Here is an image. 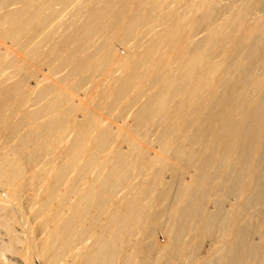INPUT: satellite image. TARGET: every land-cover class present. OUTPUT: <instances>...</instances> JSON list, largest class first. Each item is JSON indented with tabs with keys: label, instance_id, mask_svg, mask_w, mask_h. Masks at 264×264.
I'll return each instance as SVG.
<instances>
[{
	"label": "bare ground",
	"instance_id": "6f19581e",
	"mask_svg": "<svg viewBox=\"0 0 264 264\" xmlns=\"http://www.w3.org/2000/svg\"><path fill=\"white\" fill-rule=\"evenodd\" d=\"M21 1L16 0V3ZM6 2L7 0H0L1 5H8ZM197 2L72 0L68 3L67 0H28L22 7L5 13L0 19L1 30L6 25V34L17 42L16 45L35 47L45 43L41 60L47 64L51 76L48 83L41 81L36 83L35 87H29L21 72L5 74L6 72H2L6 68L1 67L0 186L5 189L6 194L3 199L0 192V210L6 209V213L9 207L19 205L24 191L35 184H39L41 190L40 194L37 191L38 194L33 193L34 189L38 188L35 186L32 193H27V200L35 204L32 216H37V222L33 225L26 217L21 216L22 214L18 216L19 214L7 212V216H0V264H36L35 260L40 264H147L146 261H150L151 257L152 264H182L177 259L180 255L177 250L183 248V230L186 229L188 221L190 222L189 217L194 214L193 203L198 194L193 189L195 185H189V182H185L186 179L183 182L176 178V184L170 181L175 187L173 197L171 196V199L176 201L174 206H177V203L181 206L178 217L176 219V214L174 217L168 214L170 218L167 223V241L164 244L157 243L156 239H151L156 243L150 241L144 244L147 237H152L153 234L147 230V218L148 215L151 218L153 216L149 211L155 206L151 205L157 199V187L165 186V183L162 170H157L154 175L148 172L149 166L154 162L161 163L162 157L155 156L154 159L147 160L148 162L144 161L143 157L140 159L142 153L147 151L143 149L144 144L138 140L143 136L142 133L145 134L143 128L157 124L164 126L160 134L157 132V136L166 155L175 158L174 156L182 154L184 147L181 145L175 148V142L192 144L190 146H195L197 152L206 155L204 162L208 164V168L209 160L224 166L230 155H241L247 143L245 138L242 140L241 137L246 135V132H252L254 141L261 139L262 126L257 134L258 130L251 129V123L255 120L259 125L264 121V74H253L248 66L250 70L246 68L247 73L251 71V75L247 76L251 77L248 79L240 75L238 71H241L246 57L230 60L229 53L232 52H229L230 47L226 45L229 36L244 34L243 37L247 41L257 33L256 29L259 27L255 24L264 27L262 18H250V15H253L251 12L264 6V0H245L246 4L236 2L229 7L230 13L223 14L225 16L220 18L217 15V18L212 17L216 12L213 5L207 6L204 8L203 17L212 20V23L206 30L209 33L203 38L198 37L200 22L196 23L197 19L195 22V16L206 2L202 5ZM56 5L59 7L55 8ZM70 8L73 9L72 13L64 17L63 12ZM257 10L259 11V8ZM142 23H145L146 27ZM140 26L145 29L148 26L149 30L144 32ZM260 32L258 38L256 37L259 41L264 36V30ZM118 40L125 41V45L129 42L128 52L124 56L118 54L116 49ZM243 40L238 41L239 49H244L246 45ZM263 40L264 37L261 41ZM251 47L253 48L252 45ZM7 50L8 53L12 52L10 48ZM251 51L244 52L248 55ZM6 59V63L14 69V57L10 55ZM252 64V70L255 71ZM92 77L98 79V82L90 86ZM77 79L78 83H75ZM79 83L84 84V87L88 86L83 87L86 89L85 96L83 95L85 98L95 88L104 94L112 92V99L110 95H106L107 98L103 96L101 102L110 101L108 103H115L114 106L121 102L125 106L124 110H127L126 116L132 117V132L139 138L120 136L124 135L125 127L117 126L114 130L105 123L109 127L100 129L99 115L84 109L85 98L79 96V99H75L69 95V91H65V88L78 89L76 85ZM28 89L38 93L36 98L32 97ZM248 117L252 119L247 120ZM116 129L120 131L119 135ZM208 134L210 142L207 141ZM121 137L125 139L122 142L126 143V150L122 147ZM235 140H238L237 144ZM2 141L6 142L5 145ZM249 144L247 143V147ZM143 150L145 151L142 152ZM45 154L50 158H46ZM190 159L186 162H190ZM256 160L257 158L252 162ZM199 165L201 166V163ZM74 169L73 176H70L69 171ZM137 171L142 173L138 174ZM176 171L173 175H176ZM135 172L138 175L132 177ZM201 173L199 172V176H202ZM190 183L196 182L194 180ZM234 183L241 185L242 182L237 180ZM250 183L245 185L247 193H250L249 189L253 187ZM170 187L168 189L172 190ZM166 193L169 192L165 191ZM258 197L250 195L246 202L250 203ZM157 200L159 202L160 198ZM160 203L162 204V200ZM17 210L20 212L19 208ZM233 210L236 212V209ZM210 212L207 211L208 214ZM218 212L207 214L208 224L201 225L207 227H204L205 233L214 234L213 227H217L219 231L220 224L223 226L220 230H226L224 222H219L220 209ZM194 215L196 217V214ZM239 215L241 217L242 214L239 212ZM191 218L194 220V217ZM197 218L201 220L202 216ZM245 218L242 216L239 219ZM232 219L235 220V226L229 224L233 228L231 237L228 242L224 241L227 243L224 247L221 246V253L215 258V264H245L251 259L255 260L254 264H264V248L254 247V235L251 237L252 228L254 229L252 222V225L247 222V225L252 227L248 228L246 223L243 225L247 220H240L241 224H238L236 217ZM177 222L178 226L180 224L178 231ZM191 224L190 222V228ZM198 228L200 227L197 226ZM37 232L41 234L39 237L36 236ZM162 232L163 236L165 233ZM163 237L165 238V235ZM158 238L160 240L159 235ZM251 238L254 240L253 246L250 245ZM244 243L248 244L247 251ZM183 253L181 252L184 256ZM185 255L189 256V259L186 258L184 264L187 260L194 261V256L186 253ZM198 259L196 261L199 262Z\"/></svg>",
	"mask_w": 264,
	"mask_h": 264
},
{
	"label": "rangeland",
	"instance_id": "374dc122",
	"mask_svg": "<svg viewBox=\"0 0 264 264\" xmlns=\"http://www.w3.org/2000/svg\"><path fill=\"white\" fill-rule=\"evenodd\" d=\"M6 1V0H5ZM28 1V0H27ZM27 1H21L20 3H16V0H7V2H8V5H1L0 4V19L5 15V13H7V12H10V11H12V10H14L15 8H18V7H20L21 5H24ZM68 1V3L69 2H71L70 0H67ZM198 1V2H197ZM201 1V2H200ZM208 1V2H207ZM6 2V3H7ZM195 2H197L199 5H202V4H204V2H206L205 4L206 5H204V7H201V8H199V9H201V10H198L197 12H196V16H195V22H196V19H197V22L196 23H199V35H198V37H200V38H203L206 34H208L209 33V31H206L207 29H208V27H209V25H210V23H212V20H207L206 18H205V16L203 17V15H204V12H205V9L204 8H206L207 6H212V7H214V9H215V13H214V15L212 16V17H215L216 15L220 18V17H222V16H225V15H228L229 13H230V9H229V7H231L232 5H234L236 2V4H241V3H243V4H246V2H245V0H238V1H235V0H195ZM232 2H234V3H232ZM216 3V4H215ZM173 5V4H172ZM22 7V6H21ZM59 7V5H56L55 6V8H58ZM261 7V6H260ZM260 7H258L259 8V11L257 10V9H255L256 11H254V12H251V13H253V15H250L251 17L250 18H262V20H264V13H262V12H264V6H262L261 8L263 9H260ZM203 8V9H202ZM71 9V8H70ZM67 9V10H65L64 12H63V14H64V17H68V15L69 14H71L72 13V11H73V9ZM183 10V9H182ZM226 11V12H225ZM66 13V14H65ZM259 13V14H258ZM223 14H225V15H223ZM255 14V15H254ZM259 15V16H258ZM262 15V16H261ZM217 16H216V18H217ZM252 16H254V17H252ZM200 17V18H199ZM205 19L208 21H205ZM211 21V22H210ZM142 24H144L143 26H145L146 27V24L145 23H142ZM198 25V24H197ZM142 26V27H143ZM255 26H257V28L258 29H256L257 30V33L256 34H253L252 36H251V38H249L247 41H245V38L243 37L244 36V34H237V36H239V38L235 35V36H233V37H231V36H229L228 38H227V42H226V45L228 46V47H230V49H229V52H232L231 54L229 53V58H230V60H234V59H243L244 57H246L247 58V61H246V58L243 60V64H242V66H241V68H240V70L242 71H238L239 72V74L240 75H243V77H246V78H250L249 77V75L247 76V74H250L251 75V73H249V72H251L252 71V73L253 74H255V72L258 74V73H263L264 74V52H263V50H264V45H263V41H261V39L264 37V36H262V38H260V41L259 40H256L257 38H258V35L259 34H261V32L260 31H262V30H264V27L263 26H261V25H258V24H255ZM261 26V27H260ZM5 27H6V29L8 28L6 25L5 26H3V30H1L2 29V27L0 28V52H2V53H0V72H1V70L3 71V69H5L2 73H5V74H16V73H19V72H21V74H22V76L24 77V79H25V82H26V85L27 86H29V87H35L34 85L36 84V83H39V82H46V83H48L49 81H50V78H51V76H50V73H49V68H48V66H47V64H45L44 62H42V60H41V53H42V51L44 50V48H45V46H44V44H42L41 46H35V47H27V46H24V47H20V46H18V45H16L17 44V42H15V41H13L11 38H10V36H8L9 34H6V32H7V30L5 31ZM141 27V26H140ZM141 27V28H142ZM145 27L144 28H142L143 30H144V32L145 31H147V30H149V27L147 26V29H145ZM251 28V27H250ZM141 29V31H143ZM205 29V30H204ZM5 31V36H4V34H3V32ZM203 31V32H202ZM202 32V33H201ZM211 32V31H210ZM3 34V35H2ZM201 34V35H200ZM242 35V36H241ZM243 37V38H242ZM257 37V38H256ZM240 38H242V39H244L243 40V42H244V44H246L245 45V47H244V49H239L238 47H237V45H238V43L240 42V41H242V39L240 40ZM255 38V40L257 41H253V39ZM236 39H237V41H236ZM239 39V40H238ZM233 40H235L234 42H231V41H233ZM224 41H226V40H224ZM239 41V42H238ZM251 41H253V43L254 44H252L251 43ZM49 42V41H48ZM125 42V41H124ZM124 42L122 41H119L118 40V44H116V49L119 51L118 52V54L120 53L122 56H124V55H126L127 54V52H128V47L130 46L129 45V42L127 41L126 42V45L124 44ZM228 42H230V44L228 43ZM246 42V43H245ZM16 43V44H15ZM47 43V42H46ZM123 43V45H121ZM233 43H234V45H233ZM259 44V46H257L258 44ZM229 44V45H228ZM249 44H251L252 46H253V48L251 47V45L249 46ZM256 44V45H255ZM124 45H125V47H124ZM117 46L121 49H119V48H117ZM122 46H123V48H122ZM128 46V47H127ZM232 46H234V47H232ZM247 46V47H246ZM250 47V48H249ZM260 47V48H259ZM263 47V48H262ZM10 48V50L12 51L11 53L9 52H6V51H8L7 49H9ZM128 48V49H127ZM236 48H237V50H236ZM127 49V50H126ZM247 51H246V50ZM252 50L251 51V53L253 52V56L251 55V53H248V55H247V53H245V52H250V50ZM255 49H256V51H255ZM258 49H262L261 51L259 50L258 51ZM123 50V51H122ZM242 50H244V51H242ZM123 52V53H122ZM219 52V51H218ZM244 52V53H243ZM259 52H261L262 54H263V56H261V53H259ZM7 53V54H6ZM241 53V54H240ZM256 53V54H255ZM258 53H259V55H258ZM11 55V57H14V62H15V64H16V66H15V68L14 69H12L13 67L11 66V65H9V64H7L6 63V61L5 60H7L6 58H8L10 55ZM244 54H246V56L244 55ZM3 55H6V57L5 56H3ZM9 55V56H8ZM234 57L233 59H232V56ZM239 56V57H238ZM248 56V57H247ZM251 56V57H250ZM3 57V58H2ZM236 57V58H235ZM255 59H254V58ZM2 58V59H1ZM246 61V62H245ZM253 61V62H252ZM6 64H5V63ZM251 62V63H250ZM2 63V64H1ZM4 63V64H3ZM255 65H253V64ZM262 63V64H261ZM251 64L253 65V67H254V70L255 71H253L252 69V67H251ZM10 66V68H9V66ZM6 66V67H5ZM248 66H250V68H251V71H249L248 73H247V69L246 68H248L249 70H250V68L248 67ZM259 66V67H258ZM3 69H2V68ZM7 67L9 68V69H7ZM244 68V69H243ZM244 71V72H243ZM2 73H0V74H2ZM245 73H246V75H245ZM259 74V75H260ZM62 75V74H61ZM93 78V77H92ZM53 79V78H52ZM79 79H77L76 81H75V83H78L77 81H78ZM98 79H95V77L93 78V80H91V84H90V86H92L93 84H96L98 81H97ZM73 84V83H72ZM81 83H79V85L77 84L76 85V88H77V86H78V89H75V90H73V89H70V90H68V89H66L65 88V91H69V95L70 96H73V98H75V99H79V96L80 97H82V98H85V97H83V95L85 96V91H86V89H84L85 87H88V86H83L84 84H81ZM89 86V88L91 89V87ZM80 87V88H79ZM84 87V88H83ZM28 91L30 92V94L32 95V97H34V98H36L35 96H37L38 95V93H36V92H33L32 91V89H28ZM112 92H108V94H104L101 90H98V88H95V89H92V91H90V93L86 96V98H85V100H83V102H84V104H85V106H84V109L87 111H94V112H96L97 113V115H99V117H100V121H101V126H100V129H103V128H108L109 126V128H116L117 126L119 127V128H123V127H125L124 128V135L123 134H121L120 136H132L134 139H138L136 136H134V133L132 132V130H133V120L131 119L132 117H130V118H128L127 116H126V114H127V110H124V105H122V103L120 104V103H117L115 106H114V104H110V103H108V102H110V101H108V102H105L104 103V101L103 102H101V99H102V97L104 96V98H107L106 97V95H110ZM34 94V95H33ZM111 96V95H110ZM114 96H111L110 98L112 99ZM125 101V100H124ZM123 101V102H124ZM107 103H108V105H107ZM103 104V105H102ZM113 105V107H116L117 105V108H113V107H111ZM111 108H113V109H111ZM123 109V110H122ZM114 110V111H113ZM113 111V112H112ZM121 111V112H120ZM113 113V114H112ZM114 114H116V115H114ZM129 116V115H128ZM263 116V115H262ZM129 119V120H128ZM251 120L252 118L251 117H248L247 118V120ZM104 121V122H103ZM128 123H127V122ZM255 120H253V122L251 123V129H253L254 131H257L258 130V132H257V134H259V130H260V126H262V128H261V130H262V134H261V136H260V138L261 139H259V140H255L254 141V137L252 136L253 134H252V132H249V134L246 132V135H243L242 137H241V139L242 140H244V138H245V141L247 142V143H250L249 144V146L247 147V143H246V148H245V150H244V152L243 153H241V155H238L237 153H235V155L234 154H232V155H230L229 156V159L227 158V162H225L224 163V166H222L221 164H218L217 165V161L215 162V161H207L208 163H209V165L211 166L212 164V166L210 167V166H208V168H206L207 167V165L208 164H206V162H204V161H206L205 160V154H202L201 152H197L196 151V148H195V146H194V148L192 147V146H190V145H192V144H185V145H183V143L181 142V143H179V142H175L176 144L174 145L175 146V148H179V147H181V145H182V147H184V151H182V154H180L178 157L177 156H174L175 158H173V156H171V155H166V153H164L163 152V149H162V147L160 146V144H159V141H158V136H159V134H160V132H161V130L164 128V126H162V125H159V124H157V125H150V126H146V128H143V132H145V134L147 135H145L144 133H142L143 134V138L142 137H140L138 140H139V142H141L142 144H144V146L143 147H145V148H143V149H145V150H149L148 152H147V154H146V152H145V154H143L142 152H144L145 150H143L141 153H142V155L140 156V159L143 157V160H144V158H145V160L144 161H146V162H148L147 160H152V159H154L155 158V156L156 157H158V156H160V157H162L161 158V163L160 162H157V163H153V165H151V166H149V168H148V172H152V173H150V174H156V172H157V170H162V172H161V174H162V177H163V182L165 183V186L164 185H161V186H159V187H157L158 188V191L157 192H159V193H157V199H159L160 198V200H159V202H158V200L157 199H155V201L154 202H152V203H154V204H152L151 206H154V208H152L150 211H149V214L151 213V215H152V213H153V216H152V218L150 217V215H148V218H147V230L151 233V232H153V234H151V236L152 237H147V240H145L144 241V244H146V242L148 243V242H152V243H160V244H164L166 241H167V230H168V221H169V218L170 217H174V214H176V219H177V217H178V212L180 211L179 209L181 208V206L179 205V203H177V204H175V205H177V206H174V202L176 203V201H173V199H171L172 197H173V193H174V184L172 185V183L170 182V181H174V183L176 184V181H177V179H181V180H183V182H184V180L186 179V183H188L189 182V185H195L194 187H193V189L194 190H196V192H197V194L199 195H197V200H195V202L193 203V205L195 206V208L193 207V209H194V214H196V217H195V215L194 214H192V216L191 217H194V220H192V218L191 217H189V220H190V222L192 223L191 224V228H190V222L188 221V224H187V227H186V229L185 230H183L184 231V234H183V232H182V230H181V232H179V233H181V235L183 234V236H182V242H183V248H180V251H178L177 250V252H180L179 254V256H178V253H176L177 254V256H178V260H179V263H182V264H184V261H185V259L187 258V259H189V256H186L185 255V253L188 255V254H191L192 256H194L193 258V260L194 261H190L189 260V262H185V264L187 263V264H196L198 261H196V259H198L199 260V262H198V264H215V261L217 260V259H215V258H218L219 256L218 255H220V253H221V251H220V249L222 248V247H224V244H227V243H224V241L225 242H228V239L231 237L230 235H231V232H232V227L231 226H235V225H233L234 224V222H235V220L234 219H232L233 217H236L237 219V221H236V223H238V224H241L240 222H243L244 220H247V221H244V223H243V225L246 223V225L245 226H248V228L252 225V227H254V229L252 228V227H250V228H252V232L253 233H251V237L255 240V244L256 245H254V247L256 246V247H261V249L262 248H264V128H263V126H264V121L262 122V124H259L258 125V123H256V121L254 122ZM103 122V123H102ZM105 123L106 124H108L109 126H107V125H105ZM104 125V126H103ZM125 125V126H124ZM107 126V127H106ZM112 126V127H111ZM127 127H128V129H127ZM256 127V128H255ZM115 128H114V130H115ZM162 128V129H161ZM259 128V129H258ZM130 130V131H129ZM146 130H147V132H146ZM116 131H118L117 132V135H119L120 134V131L119 130H117L116 129ZM133 134H132V133ZM159 134H158V133ZM119 133V134H118ZM157 134H158V136H157ZM248 134V135H247ZM207 135V134H206ZM246 136V137H245ZM258 136V135H257ZM208 139H207V141H211V138H210V135L208 134ZM207 138V137H206ZM254 138V139H253ZM142 139V140H141ZM205 139V138H204ZM120 140H121V142L122 141H124L123 140V137H121L120 138ZM144 140V141H143ZM239 140H240V138H239ZM203 141V140H202ZM209 141V142H210ZM236 141V140H235ZM235 141L233 142V143H235ZM5 141H2L1 143H3V145H5V143H4ZM237 142H238V140L236 141V144H237ZM8 144H10L9 142H7ZM122 147H123V149L124 150H126L127 148H125V147H127V145L126 146H124L126 143H124V142H122ZM209 144V143H208ZM189 145V146H188ZM178 146V147H177ZM107 147V146H106ZM108 147H111V146H108ZM188 147V148H187ZM186 148V149H185ZM191 148H193V149H191ZM162 149V150H161ZM231 149H233L234 150V147H232L231 146ZM260 149H261V151H260ZM161 150V151H160ZM232 150V151H233ZM190 151V152H189ZM192 151V152H191ZM255 151H256V153H255ZM153 152V153H152ZM188 152V153H187ZM234 152V151H233ZM149 153H150V156H149ZM157 153H158V155H157ZM185 153V154H184ZM197 153V154H196ZM255 153V154H254ZM186 154H188L187 155V157H186ZM196 154V155H195ZM248 154V155H247ZM250 154V155H249ZM254 154V155H253ZM257 154V156L255 157V155ZM263 156H262V155ZM48 155V154H47ZM46 154H45V157L46 158H50V156H47ZM143 155H146L147 156V158H146V156H143ZM153 155V156H152ZM184 155V156H183ZM43 156H44V154H43ZM149 156V157H148ZM182 158H181V157ZM195 156V157H194ZM197 156V157H196ZM199 156H202V157H199ZM253 156H254V158H253ZM154 157V158H153ZM190 157H194L193 159L191 158L190 159ZM199 157V158H198ZM232 157V158H231ZM237 157H238V159H237ZM151 158V159H150ZM178 158V159H177ZM195 158H196V160L198 161H196L195 162ZM204 158V159H203ZM231 158V159H230ZM255 158H257V160H259V161H257L256 160V162L254 161V163L252 162V160H254ZM259 158V159H258ZM183 159V160H182ZM184 159H185V161H184ZM189 159L191 160L190 162H186V160H188L189 161ZM207 159V158H206ZM241 159V160H240ZM179 160H181V161H183V162H179ZM203 160V161H202ZM166 161V162H165ZM202 161V162H201ZM186 162V163H185ZM193 162V163H192ZM204 162V163H203ZM251 162H252V164H255V166H251L252 164H251ZM258 162V163H257ZM260 162V163H259ZM162 164V165H160V164ZM165 163V164H164ZM182 163H183V165H182ZM197 164V165H195V164ZM201 163V166L199 165ZM211 163V164H210ZM216 163V164H215ZM229 163V164H228ZM246 163V164H245ZM187 166H186V165ZM194 164V165H193ZM204 164H206V165H204ZM226 164H228V165H226ZM250 164V165H249ZM258 164V165H257ZM150 165V164H149ZM157 165H159V166H157ZM204 165V167H202ZM161 166V167H160ZM192 166L194 167L193 169H192ZM200 167V168H198V167ZM214 166H215V169H214ZM226 166H227V168H226ZM243 166V167H242ZM251 168H249V167ZM151 167H154L155 168V170H154V168H151ZM162 168V169H160V168ZM196 168V169H195ZM210 168L212 169V170H210ZM229 168V169H228ZM199 169H201V171H199ZM205 171H203V170ZM207 169H208V171H207ZM153 170V171H152ZM167 170H169V171H167ZM176 170H178V171H176ZM209 170H210V172H209ZM214 170V172H211V171H213ZM229 170V171H228ZM251 170V171H250ZM74 171H75V169L74 170H70L69 172H71L70 173V176H73V174H74ZM142 171V170H141ZM164 171H165V173H164ZM174 173H173V172ZM175 171H176V175H173V174H175ZM197 171V172H196ZM202 174V176H199L200 174H199V172ZM226 171V172H225ZM143 172V171H142ZM141 172V173H142ZM170 172V173H169ZM185 172V173H184ZM204 172V173H203ZM225 172V173H224ZM229 172V173H228ZM251 172V173H250ZM137 173L138 174H141L140 173V171H137ZM181 173H182V175H181ZM231 173V174H230ZM138 174H136V172L132 175V177H136ZM177 174H179V175H177ZM185 174V175H184ZM206 174V175H205ZM208 174V175H207ZM225 174H227V175H225ZM191 175H192V177H191ZM205 175V176H204ZM223 175H225V176H223ZM229 175V176H228ZM226 176H227V179H226ZM247 176H249V177H247ZM171 177V178H170ZM184 177V178H183ZM194 177V178H193ZM201 177V178H200ZM202 177H203V179H202ZM206 177V178H205ZM237 177V178H236ZM166 178V179H165ZM169 178V179H168ZM173 178V179H172ZM177 178V179H176ZM190 178V179H189ZM205 178V179H204ZM224 178V179H223ZM172 179V180H171ZM193 179V180H192ZM232 179H233V181H232ZM242 179V180H241ZM166 180H168V181H166ZM188 180V181H187ZM195 180V184L194 183H190L191 181L193 182ZM227 180V181H226ZM237 180L241 183V185H237V183H234V181H236L237 182ZM247 180H249L248 182L253 186V187H250V193H247L246 191H245V187L248 185L247 183L248 182H246ZM166 181V182H165ZM168 182H170V183H168ZM166 183H167V185H166ZM169 184H171L170 186H169ZM235 184V187H233V185ZM236 185H237V187H236ZM246 185V186H245ZM35 186H36V188L38 189H34V192L33 193H36V194H38L39 192H40V185L39 184H35ZM35 186H32L31 188H27L25 191H24V194H23V199H21L20 201V203H18L19 205H13V206H11V207H9V209H7L8 211H6V213L4 212L5 210H2L3 208H1V210H0V216L1 217H4V216H7L8 214H15V215H18V216H20L21 214V216H23V217H26L27 218V220H29L30 221V224H34L35 222H37V221H35V218H37V216L36 215H34V216H32L33 214H34V209H35V204L33 203V202H30V201H28L27 200V193H32V191H33V188H35ZM241 186V187H240ZM161 187V188H160ZM171 188L172 190H170V189H168V188ZM63 187H61V191H63L64 189H62ZM160 188V189H159ZM30 189V190H29ZM168 189V190H167ZM174 189V190H173ZM238 189H239V191H238ZM241 189V190H240ZM252 189V190H251ZM258 189V190H257ZM160 190V191H159ZM161 190H164L163 192L161 191ZM28 191V192H27ZM38 193H37V192ZM60 191V190H59ZM165 191L166 192H169L168 194L166 193L165 194ZM255 191H257V193L255 192ZM0 192H1V196H2V198L4 199L5 198V194H6V192H5V189H3V187L2 186H0ZM162 192V193H161ZM246 192V193H245ZM243 193V194H242ZM256 193V194H255ZM260 193V194H259ZM40 194V193H39ZM244 194H246V196H244ZM248 194V195H247ZM258 194H259V196L260 197H258ZM4 195V196H3ZM158 195H159V197H158ZM250 195H254V196H256V197H258L257 198V200L255 199V200H253L252 202H250V203H252V205L250 206V203H248V202H246V200H248V198H249V196ZM161 196V197H160ZM165 197V198H163V197ZM172 196V197H171ZM199 197V198H198ZM261 198V199H260ZM165 199V200H164ZM260 199V200H259ZM161 200H162V204L160 203L161 202ZM168 200V201H167ZM163 201H164V203H163ZM170 201V202H169ZM255 201V202H254ZM260 201V202H259ZM157 202H158V204H159V206H158V204H157ZM167 202H168V205H167ZM257 202V204H255ZM259 202V203H258ZM28 203V204H27ZM31 203V204H30ZM248 203V204H247ZM170 204V205H169ZM240 205V206H235V205ZM242 204V205H241ZM22 205V206H21ZM26 205V206H25ZM27 205H28V207H27ZM220 206V208H218L219 206ZM16 206H19V207H16ZM170 206V207H169ZM206 207V208H203V207ZM217 206V208H215ZM15 207V208H14ZM236 207V208H235ZM13 210H12V209ZM17 208H19V211L20 212H18V210H17ZM24 208V210H22ZM155 208H158L157 210L155 209ZM221 208H223L222 210H223V212H222V210H221ZM239 208V209H238ZM11 209V210H10ZM154 209H155V215H154ZM197 211H196V210ZM201 209H202V211H201ZM205 209V210H204ZM215 209V210H214ZM220 209V211H221V213L219 214V222L221 223V222H224V226L226 227V230L223 228V230L221 231L220 229H222L221 227H223L222 226V224H220L219 226H218V228H219V231H218V229H217V227H213V231L212 232H214V234L212 233H205V228H207V227H205L206 226V224H208V223H206V222H208V218H206L208 215H211L212 213H214V214H216L217 212H218V210ZM233 209H236V212H235V210H233ZM10 210V211H9ZM15 210V211H14ZM174 210V211H173ZM217 210V212L215 213L214 211H216ZM18 213H17V212ZM22 211V212H21ZM27 213H25V212ZM31 211L33 212V213H31ZM158 211V212H157ZM162 211V212H161ZM204 211V212H203ZM205 211H206V213H205ZM207 211H212V213L210 212L209 214L207 213ZM241 211H242V213H241ZM7 212H8V214H7ZM10 212V213H9ZM16 212V213H15ZM170 212V213H169ZM173 212H175V213H173ZM199 212V213H198ZM202 212V213H201ZM227 212V213H226ZM231 214H230V213ZM235 212V213H234ZM239 212H240V214H242L241 215V217L243 216L245 219L242 221L241 219H239V218H241L240 217V215H239ZM23 213H24V215H23ZM199 215H198V214ZM219 213V212H218ZM225 213H226V216H227V218H225ZM236 213H237V215H236ZM5 214V215H4ZM7 214V215H6ZM31 214V215H30ZM159 214V215H158ZM170 215V217H169V215ZM201 214V215H200ZM208 214V215H207ZM156 215H158L157 217H156ZM163 215V216H162ZM222 215V216H221ZM27 216H29V217H27ZM160 216V217H159ZM198 216H200V218H201V216H202V221L200 220V219H198L197 217ZM224 216V217H223ZM232 216V217H231ZM239 216V217H238ZM248 216V217H247ZM0 217V218H1ZM150 217V218H149ZM154 217V218H153ZM204 217V218H203ZM156 218V219H155ZM205 218H206V220H205ZM249 218H250V222H249ZM151 219V220H150ZM167 219V220H166ZM221 219H223L222 221H220ZM230 219V220H229ZM154 220H156V222L154 221ZM178 220H179V218H178ZM195 223H193L192 221ZM197 220V221H196ZM227 220H228V225L230 224L231 225V223H232V225L230 226H228V225H226L227 224ZM241 220V221H240ZM160 221H161V225H160ZM196 221V222H195ZM201 221V222H200ZM205 221V222H204ZM232 221V222H231ZM240 221V222H239ZM247 222L249 223V224H251V222H252V224L251 225H247ZM154 223H156V224H154ZM159 223V224H158ZM178 223L179 222H177V224H176V230L178 231V227H180V224H179V226H178ZM199 223V224H198ZM205 223V224H204ZM165 224H166V226H165ZM203 224L205 225L204 227H202L203 226ZM148 225H149V227H148ZM189 225V226H188ZM202 225V226H201ZM161 226H163V227H161ZM165 226V227H164ZM197 226L198 227H200L201 229L203 228V230H200V228H198L197 229ZM215 226V225H214ZM192 227H193V229H192ZM227 227H228V229L229 230H227ZM255 227H257V229H255ZM230 228H231V231H230ZM197 229V230H196ZM215 229H216V231H218V232H216L215 231ZM166 230V231H165ZM193 230V231H192ZM196 230V231H195ZM160 231V232H159ZM162 231H164V233L165 234H163V236L165 235V238L162 236ZM203 231V232H202ZM222 232V235H224L225 234V236L223 237L222 235H221V232ZM39 232V231H38ZM38 232L36 233V236H38L39 234H38ZM200 232V233H199ZM225 232V233H224ZM193 233V234H192ZM199 233V234H198ZM207 235H205V234ZM217 233V234H216ZM224 233V234H223ZM228 233H230L229 234V236H228ZM157 234V235H156ZM211 234V235H210ZM226 234H227V236H226ZM41 235V234H40ZM39 235V236H40ZM158 235H159V237H160V240H159V238H158ZM205 235V236H204ZM38 236V237H39ZM200 236V237H199ZM218 236V237H217ZM155 237V238H154ZM205 237V238H204ZM221 237H222V239H221ZM228 237V238H227ZM233 237H236L235 235H233ZM252 238H251V243H250V245L252 244V246H253V244H254V240H252ZM149 239V240H148ZM155 240L156 242H153L152 240ZM196 239H197V241H196ZM263 240V242H261L262 240ZM184 240H186V242H184ZM217 240V241H216ZM223 241V242H222ZM261 242V244H260V242ZM189 242H190V244H189ZM196 242V243H195ZM222 242V243H221ZM184 243H185V245H184ZM187 243V244H186ZM193 243V244H192ZM258 244H260L259 246H258ZM263 244V245H262ZM188 245V246H187ZM189 245H190V247H189ZM223 245V246H222ZM244 245H245V251H247V243H244ZM222 246V247H221ZM263 246V247H262ZM191 248H193V249H191ZM197 248H198V250H197ZM187 249V250H186ZM196 249V250H195ZM182 250V251H181ZM184 250H186L184 253H183V251ZM190 250L192 251V252H190ZM187 251H188V253H187ZM194 251L196 252V253H194ZM220 251V252H219ZM181 252L184 254V256L181 254ZM214 252V253H213ZM216 252H218V254L216 253ZM215 255V256H214ZM217 256V257H216ZM150 258V257H149ZM214 258V259H213ZM151 259L153 260V258L151 257ZM150 259V261H149V259L147 260V261H149V262H147L146 261V263L147 264H150L151 262H152V260ZM184 259V260H183ZM201 259V260H200ZM250 261H251V263H250ZM248 263H245V264H254V262H255V260L254 259H251ZM191 262V263H190ZM193 262V263H192ZM35 263L36 264H40L39 262H38V260H35ZM152 264V263H151Z\"/></svg>",
	"mask_w": 264,
	"mask_h": 264
}]
</instances>
